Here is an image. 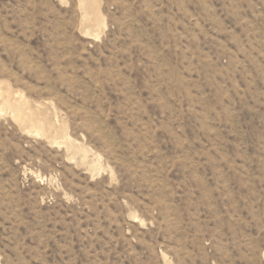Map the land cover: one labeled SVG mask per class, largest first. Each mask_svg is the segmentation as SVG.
Here are the masks:
<instances>
[{
    "label": "rangeland",
    "instance_id": "rangeland-1",
    "mask_svg": "<svg viewBox=\"0 0 264 264\" xmlns=\"http://www.w3.org/2000/svg\"><path fill=\"white\" fill-rule=\"evenodd\" d=\"M0 264H264V0H0Z\"/></svg>",
    "mask_w": 264,
    "mask_h": 264
},
{
    "label": "bare ground",
    "instance_id": "bare-ground-1",
    "mask_svg": "<svg viewBox=\"0 0 264 264\" xmlns=\"http://www.w3.org/2000/svg\"><path fill=\"white\" fill-rule=\"evenodd\" d=\"M15 108H16V107H15ZM16 112H17V111H16ZM19 115H20V114H17V117H19ZM21 115H22V114H21ZM21 115H20V116H21Z\"/></svg>",
    "mask_w": 264,
    "mask_h": 264
}]
</instances>
